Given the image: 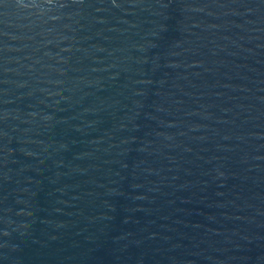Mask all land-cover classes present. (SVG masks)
I'll list each match as a JSON object with an SVG mask.
<instances>
[{"label":"water","instance_id":"95a60500","mask_svg":"<svg viewBox=\"0 0 264 264\" xmlns=\"http://www.w3.org/2000/svg\"><path fill=\"white\" fill-rule=\"evenodd\" d=\"M0 264H264V0H0Z\"/></svg>","mask_w":264,"mask_h":264}]
</instances>
